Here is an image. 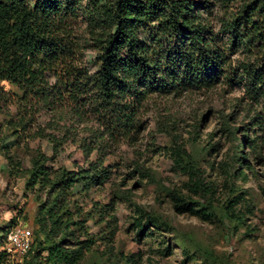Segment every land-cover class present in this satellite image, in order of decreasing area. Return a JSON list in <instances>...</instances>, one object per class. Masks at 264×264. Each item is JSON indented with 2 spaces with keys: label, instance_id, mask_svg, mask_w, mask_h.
<instances>
[{
  "label": "trees",
  "instance_id": "obj_1",
  "mask_svg": "<svg viewBox=\"0 0 264 264\" xmlns=\"http://www.w3.org/2000/svg\"><path fill=\"white\" fill-rule=\"evenodd\" d=\"M81 7L82 0H0V84L10 81L22 91L16 95V135L42 114L53 149L52 157L33 160L27 183L49 186L37 232L45 240L35 239L34 232L29 252L20 258L35 260L31 264H76L90 250L87 231L84 240L69 237L72 226L85 227L74 219L67 196L80 181L109 179L113 165L105 167V158L142 126L139 116L152 95L226 84L242 89L239 100L264 107V0H92L84 12L85 44L99 50L94 73L72 38ZM223 118L233 134L230 116ZM78 138L86 157L98 154L88 169L46 165ZM193 162L185 163L193 188L209 200L213 190ZM4 239L0 264H13L6 234Z\"/></svg>",
  "mask_w": 264,
  "mask_h": 264
},
{
  "label": "rangeland",
  "instance_id": "obj_2",
  "mask_svg": "<svg viewBox=\"0 0 264 264\" xmlns=\"http://www.w3.org/2000/svg\"><path fill=\"white\" fill-rule=\"evenodd\" d=\"M91 6L92 0H82L72 38L94 73L99 50L85 44L89 26L84 11ZM212 21L219 29L218 20ZM21 94L10 81L0 84V248L15 224L45 240L37 232L49 186L27 183L33 160L53 156L50 129L37 114L29 119L28 130L16 135V95ZM242 96V89L220 84L154 94L145 102L142 126L105 158V167L113 165L109 179L80 181L67 196L74 219L85 227L72 226L70 239H86L85 231L93 239L76 264H264V107L239 100ZM225 115L233 134L224 126ZM80 142L70 140L46 165L88 169L98 154L86 157ZM236 153L246 164L235 160ZM189 159L213 190L209 200L193 188L185 168ZM180 198L194 212L184 209Z\"/></svg>",
  "mask_w": 264,
  "mask_h": 264
},
{
  "label": "built area",
  "instance_id": "obj_3",
  "mask_svg": "<svg viewBox=\"0 0 264 264\" xmlns=\"http://www.w3.org/2000/svg\"><path fill=\"white\" fill-rule=\"evenodd\" d=\"M6 249L11 258H22L30 250L34 233L30 228L12 225L7 233Z\"/></svg>",
  "mask_w": 264,
  "mask_h": 264
}]
</instances>
